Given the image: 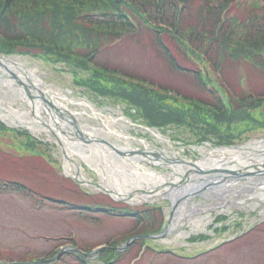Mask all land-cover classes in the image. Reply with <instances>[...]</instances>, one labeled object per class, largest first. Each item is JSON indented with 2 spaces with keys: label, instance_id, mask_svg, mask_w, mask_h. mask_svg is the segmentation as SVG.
Segmentation results:
<instances>
[{
  "label": "rangeland",
  "instance_id": "rangeland-1",
  "mask_svg": "<svg viewBox=\"0 0 264 264\" xmlns=\"http://www.w3.org/2000/svg\"><path fill=\"white\" fill-rule=\"evenodd\" d=\"M149 35L148 32L141 35H131L130 33L122 35L118 41L100 48L97 55L98 60L106 61L109 65L114 64L135 70L144 74L145 77H149L153 82L174 86L183 89L190 95L203 97L202 93L196 92L197 88L187 77L173 73L168 68L160 52H157L153 46L152 38ZM11 58L26 61L27 67L33 70L47 87L54 91L57 90L60 93L57 92V96L63 95L64 99L61 97L58 99L80 122L98 129H114L111 127L108 117L118 118L113 127L120 134H124L125 138L110 132L102 134L103 139L114 146L121 145L123 147L125 145L131 149H140L144 148L142 147L144 144H147L145 147H157L172 159L177 157L180 160L195 162L197 157L207 156L210 148L214 145L232 149L234 146H247L249 142L257 138L264 140L263 115L261 112L258 115L254 110L256 114L254 117L245 116L251 128L258 127L254 131L251 129L242 130L245 127L240 125L239 127L242 128H221L218 130L210 128V131L206 132L207 135L195 136L177 126L155 127L151 125V127L162 130L161 133L166 141H160L159 137L154 135L157 129H146L142 126L150 125H147L146 120L142 117L135 116L136 109L128 110L117 96L116 98H102L82 86L74 85L73 76L62 63L48 64L29 56H12ZM245 62V64H241L235 60H228L223 64L222 75L226 77V80L231 79L236 85L237 93H240L241 90L248 91L250 87L260 89V92L264 91V75L260 69L249 63L250 61ZM126 80L129 81V79ZM2 82H0V110H3L5 115H9L8 111H11L17 115L16 117L24 120V114L29 110L27 103L22 100L24 97H21L19 93H13ZM117 94H120V91ZM262 111H264V107ZM28 113L29 117L34 116L29 111ZM7 115L8 118L12 116V114ZM3 117L5 116L0 112V120L7 124H16L11 118L7 121ZM255 119L258 121L256 122ZM20 124L24 126L16 128H19L21 132L28 131L35 138L30 131V126L24 123ZM34 134L39 138L35 139L47 143L46 145L43 143L44 148L40 145V148L46 151L38 153L39 156L27 155V153L33 152L30 150L33 146H27V149L22 147L21 141L27 134L23 133L21 136L12 132L6 135L0 134V145L7 149L6 145L8 144V148L11 149L9 151L11 154L1 149L3 158H5L0 160L1 176L6 179L24 181L44 194L39 195V199L33 202L17 193L0 192V261L27 262L34 260L38 264H85L80 259H76L72 253H68L71 251L68 247L78 245L79 249L92 252L94 248L102 245L103 248L98 251V256H101L104 250H111L106 249L109 246L115 248L123 246L125 235L132 231L135 224L134 219L109 216L101 212H92L90 217L84 218L62 204L48 202L46 195L66 198L70 201L79 200L80 196L75 197L74 195V190L78 189L75 183L65 181L66 185L63 186L58 183V177L68 173L64 171V162H62L61 153L52 134L44 131L34 132ZM227 138H230L231 142L226 143ZM94 148L98 152L101 151L104 155L103 159L93 152ZM94 148L92 153H87L90 158L86 156V159L82 160H79L75 153L69 151L67 153L72 155L71 157L82 166V173L86 178L100 181V178L103 177L111 188L141 191L144 198L141 197L146 201L132 200L130 202L135 203L129 205L137 207L157 204L161 206L164 217L163 226H165L173 208L164 197L159 196L154 200L148 195L154 192L157 187L162 186L159 185L161 182L168 180V172L171 169L167 165L145 164L146 158L140 155L142 160H138V163L144 169H136V171L138 175L142 176L133 178L131 177L132 173L122 169L125 166L122 162L109 159L108 154L104 153L101 148ZM48 152L60 162V169L52 157L48 156ZM20 158L28 159L31 162L30 164L24 163L19 160ZM93 162L101 164L100 172L88 165ZM232 162L234 163V160ZM124 163H126L125 169H127L129 162L125 161ZM132 170L135 169L132 168ZM235 182L231 183L230 180H226L222 182L225 185L218 189H213L211 192L205 190L204 193L195 194L190 203L200 201V207L203 210L196 211L192 215L181 214L176 225L166 237L158 238L145 233H137L141 235H137L134 238L135 242L129 245L128 254L124 251L121 253L123 255L119 264H264V180L262 176L258 175L252 180L243 178ZM168 187L166 185L163 188ZM230 187H233L232 191L228 192ZM87 190L89 193L91 191L95 198L106 201L105 195L97 193L93 189L87 188ZM38 201L41 202L38 205H41L40 208L36 204ZM140 241L147 244L148 248L138 260L137 252L140 250L138 242ZM65 246H68L67 250L62 252L57 260L52 259V256L50 260L41 261L48 258L46 255L51 256V252ZM86 259L91 264L102 263L100 257ZM132 259L135 260L132 261Z\"/></svg>",
  "mask_w": 264,
  "mask_h": 264
},
{
  "label": "trees",
  "instance_id": "trees-1",
  "mask_svg": "<svg viewBox=\"0 0 264 264\" xmlns=\"http://www.w3.org/2000/svg\"><path fill=\"white\" fill-rule=\"evenodd\" d=\"M145 32L168 68L187 77L203 97L98 60L100 48L122 35ZM0 52L48 64L62 63L73 76L74 85L96 96L119 97L150 126H177L197 136L207 135L210 128L242 125V130L257 129L250 127L246 115L254 117L261 112L264 120V91L250 87L237 93L236 85L222 75L228 60L250 61L264 75V0L251 4L236 0H0ZM9 132L27 134L0 122V134ZM21 143L39 153L37 142L28 134ZM65 181L70 182L61 179L60 184L66 185ZM0 191L36 200L40 190L24 181L4 179L0 171ZM74 191L79 200L47 197L84 217L101 212L132 218L135 234L161 229L164 219L160 206H129L108 197L106 201L97 199L80 189ZM118 256L119 252L104 250L100 258L109 264Z\"/></svg>",
  "mask_w": 264,
  "mask_h": 264
},
{
  "label": "bare ground",
  "instance_id": "bare-ground-1",
  "mask_svg": "<svg viewBox=\"0 0 264 264\" xmlns=\"http://www.w3.org/2000/svg\"><path fill=\"white\" fill-rule=\"evenodd\" d=\"M1 62L6 66V69L0 67V82L3 81L2 83L7 85L13 93H19L21 97H24V99H22V100L27 103L28 109L34 113L33 117H29V115H28L29 110H28L24 114L25 115L24 120H22L20 117H16L17 115L12 113L11 111H8L9 115L12 114V116H10V118L12 119L13 122H15L17 125L19 123H24L25 125L30 126L31 129L33 131L35 130L36 132H43V131L46 132L48 130L43 126V123H42V121H43L42 117L43 118L45 117L46 120L44 122L50 123L51 127H54V126L56 127V129L58 131L57 133L60 134V136H61V142L63 143L64 148L67 151H69L70 153H75L78 156L79 160L86 159V156L88 158H90L89 154H87V153H92L91 151H93L94 147L101 148L104 153L108 154L109 159H112V160L117 161V162H122L123 166L125 165L124 168L122 167V169L125 171H128L129 173H132L131 177L139 178L142 176V175H138V172L136 171V169H143V166L142 165L140 166V164L138 163L139 162L138 160H142L141 157H136V155H129V156L125 157V159H126L125 161L127 163L129 162L128 163L129 167L127 166V169H125L126 163H124L125 162L123 160L124 158L114 155V152L111 149L104 147V146L98 147L97 145H94V143L86 145L85 143L78 141L74 138V134L76 135V132L74 131L75 119H76V127L80 129L81 134L87 135L92 140H94L95 138H101L102 139L103 138L102 134H105L106 132L114 133L115 135L122 137V136H124V134H120L118 131L115 130V127H113V124H115V121L118 118L108 117V120H110V125L114 129L94 128L93 126H89L85 123L79 122L77 120V118H73L72 121L69 120L70 118L69 119L60 118L59 115L55 111L50 110L49 106L43 105L42 102H40L38 100V98H36L35 100L29 99L25 95L24 91L20 87L16 86L15 83L13 82V80L8 78L10 71L17 73L16 69H19L22 72L23 71L26 72L25 70H27V75L30 76L34 82H37L40 84L37 86L35 85L37 87V89L40 90L41 87L44 86V84L35 75L33 70H30L29 68H27L26 61L14 59V58H6V59L4 58V59H1ZM7 70H8V72H7ZM1 77H4L5 79H2ZM45 92L47 93L48 97L51 96V98H49V100H51L52 103L56 107H60L62 109V111H65L63 109L64 107H62L64 103L61 102L60 99H58L60 97L64 99L63 95L57 96L56 94L59 93L57 90L54 91L52 88H47V87L45 89ZM34 96L37 97V94L35 91H34ZM2 111L0 110V112L3 113V116H5L3 118L8 121L10 118L6 117L7 114L5 115V113ZM9 115H7V116H9ZM25 119H27V120H25ZM154 135L159 137L160 141H164V142L166 141L165 137L160 132H156V134H154ZM90 147H92V148H90ZM118 147H121V145H119ZM93 152H95L97 155L101 156L102 157L101 159H103L104 155L101 153L100 150H99V152L101 154L96 149ZM248 153L254 154L255 158H251V159L241 158V157H245V155ZM66 154L68 156H70V158H71L72 155L68 154L67 152H66ZM164 154H165V152H164ZM90 155H92V154H90ZM207 155L208 156H204L203 158H201V160L198 161L197 164H199L200 166H205V167L211 166V165H216V164L226 165V164H229L231 162V160H232L231 157L234 159H235V157H238V158H240V160L238 162H235L234 164L233 163L229 164V167L237 166L236 169L241 168L245 165H249V164L253 163V162H251L252 160H255V159L264 160V140L254 139L251 142H249L247 146H241V147H236V148H232V149H227V148L226 149H224V148L212 149ZM260 162L262 164H264V161H260ZM88 165H90L91 168L93 167L94 170L96 169L97 172H100V169L102 167L101 164H99V163L96 164L95 162H93V164L88 163ZM64 166H65V169H67L69 172L71 170H73V171L75 170L77 172V167L73 162H68L65 160ZM179 167L175 168L173 170V173H172L173 180H176V178H175L176 175L178 177H180L182 175V173H181L182 171H180ZM115 168H116V166H115ZM132 168L135 170L133 171ZM191 178L193 179L194 177H191ZM100 181H101V185L104 186L105 188H109L110 191H112L114 189V193L116 196H120V194L121 195L127 194V192L121 188L109 187L110 184L107 183V181L103 177L100 178ZM209 186H212V185H207L205 188H208ZM197 188L198 189H195L194 187H192L189 190V191H191L189 193V195L185 196L183 198L184 201H182V203L176 207L175 213L172 215V218H171L169 229H172L174 227V225H176L178 217L181 216V214L186 213L187 215H190V214L192 215V213H194L196 211L203 210L200 207V201L190 203V200L192 199L194 194L201 192L199 190L200 188L199 187H197ZM232 188L233 187H230L228 192H231ZM209 191H211V190H209ZM161 192H163L164 194L170 192L171 194L174 195V197L181 193V191H169V189H162ZM141 193L142 192L134 194L132 200L138 201V200L142 199V197L144 195H141ZM184 209H186V211H184Z\"/></svg>",
  "mask_w": 264,
  "mask_h": 264
},
{
  "label": "water",
  "instance_id": "water-1",
  "mask_svg": "<svg viewBox=\"0 0 264 264\" xmlns=\"http://www.w3.org/2000/svg\"><path fill=\"white\" fill-rule=\"evenodd\" d=\"M1 59H4L3 55L0 54V67L5 68L6 66L1 62ZM8 72V70H7ZM9 78L12 79L13 81L16 82V84L18 86H20L21 88L24 89L26 95L30 98V99H36L38 98L43 105H47L50 107V110L55 111L60 117H62L65 113V111H62V109L60 107H56L51 100H49V98H47L45 96V94L42 91H39L37 89V87L35 86V84L29 80L27 77V82L28 84H25L24 82H22V80L12 71L9 72ZM31 90H36L39 93V96L36 97L31 93ZM67 114V113H65ZM76 137H78L79 139L89 142L90 139L85 137L84 135H82L80 133V131L78 130V128L76 127ZM155 156V155H154ZM161 160V161H160ZM200 159L196 160L195 162H187L185 160H180L178 158L175 159H167L164 156H156L154 158V161H160V162H156L157 165H167L171 166V164H176V165H181L183 166V171L181 172L182 175L180 177H178L177 175L175 176L176 180H168L166 182H164L162 184V186L157 187L156 189L159 190L161 189L163 186L168 185V188H178L181 191H183L182 193H185L186 191H189L190 188L192 187H206L207 185H212V186H217L222 184V182L226 181V180H230L232 181H237L241 178H251V177H255L258 175H264V164L260 163H251L249 165H245L241 168H237V166L235 167H229L228 165H219V166H200L198 163V161H200ZM238 162V161H234ZM155 163V162H154ZM233 163V162H231ZM230 163V164H231ZM233 163V164H234ZM180 174V173H179ZM191 177H194L193 179ZM97 188L103 189V191L107 194H109V190H107L104 187H100V186H95ZM132 194L130 193L128 196H131ZM183 196H185L183 194ZM181 196V197H183ZM119 200V199H116ZM165 231V230H164ZM164 231L161 232L160 235L164 234ZM103 247H99L95 250H93L91 253H83L81 251H78L77 249H75L76 251L80 252L83 256L85 257H91L93 255H96L98 253L99 250H101ZM63 250H61L59 253H61ZM58 253V254H59ZM13 264H26V263H13Z\"/></svg>",
  "mask_w": 264,
  "mask_h": 264
}]
</instances>
